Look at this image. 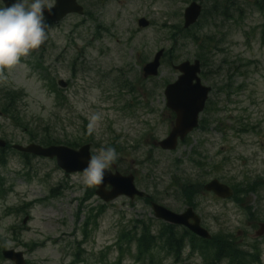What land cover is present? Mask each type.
Instances as JSON below:
<instances>
[{
    "label": "rangeland",
    "instance_id": "obj_1",
    "mask_svg": "<svg viewBox=\"0 0 264 264\" xmlns=\"http://www.w3.org/2000/svg\"><path fill=\"white\" fill-rule=\"evenodd\" d=\"M89 1L101 4V0ZM109 4L105 10L98 9L95 13L97 25L105 29L101 30L100 38H97L100 33L95 23L72 18L60 28H48L46 41L6 71L8 78L0 80V89L25 91L19 107L28 126L23 131L0 117L4 139L27 146L35 131L38 139L46 134L64 142L75 140L84 134L82 128L86 122L90 124V116L99 113L101 120L93 130L99 145L93 148L94 155L100 147H107L113 141L123 143L127 153L121 162L113 164L120 172L138 173L139 189L156 195L160 204L178 213L185 209L183 200L166 194L171 175L189 179L203 175V182L220 177L225 184L257 177L264 179V14L254 6H246L239 23L234 18L220 20L217 27L211 24L195 32L199 37H206L210 32L215 36L216 48L205 66L207 74L210 70L213 72L205 82L213 89L212 105L203 114L211 125L207 132L199 130L191 134L188 145H181L177 152L165 153L158 148L153 150L150 144L166 138L170 129L164 89L166 81H176L178 72L167 61L158 78L143 81L142 66L152 61L157 51L172 49L165 24L170 26L182 21L176 13H184L186 1L110 0ZM142 16L153 23L151 28H138L137 20ZM176 45L173 57L177 63L196 60L198 52L205 54L189 38ZM62 79L68 84L66 89L57 84ZM125 80L135 85V91L121 86ZM54 90L63 91L62 97ZM149 93L154 97L148 98ZM145 104H149L151 113ZM145 142L148 144L143 146ZM195 149L206 156L208 166L203 171L191 166V151ZM149 158L150 162L140 164L139 161ZM176 160L183 164L167 174L164 170ZM152 161L158 165L154 176L149 172L157 166ZM30 162L25 165L20 156L12 155L7 168L0 170L15 189L6 199L0 198V253L3 249L22 251L31 264H74L75 261L117 264V252H111L108 247L115 244L121 230H133L137 220L147 223L155 220L153 229L159 230L160 222L154 218L151 206L143 200L131 202L126 197L120 198L107 205L100 228L92 232L85 252L79 253L74 244L83 239L79 228L90 207L104 203L96 197L85 204L86 213L77 218L80 200L88 187L83 183L82 174L66 175L55 160L31 158ZM55 188H59L56 197L48 198ZM262 196L260 203L257 197L252 202L263 221L264 192ZM44 199L43 204L31 211L27 225L22 223L26 215L6 213L10 206ZM207 200L200 201L202 213L218 217L222 225L214 221V233L245 231L248 242L259 240L256 231L250 229L247 216L235 203L213 199L208 203ZM22 226L26 228L18 234V239L12 228ZM35 242L45 246L30 253L23 245ZM259 243L264 251V237ZM133 253L136 254L135 248ZM154 254L163 257L162 264H176L163 250L157 248ZM188 254L187 251L183 263L203 264L200 256L188 257ZM134 259L127 253L124 264H137ZM0 264L13 263L1 259Z\"/></svg>",
    "mask_w": 264,
    "mask_h": 264
},
{
    "label": "trees",
    "instance_id": "obj_2",
    "mask_svg": "<svg viewBox=\"0 0 264 264\" xmlns=\"http://www.w3.org/2000/svg\"><path fill=\"white\" fill-rule=\"evenodd\" d=\"M225 3H223L221 0H214V5H212L205 13L204 18L207 19L208 17H215L217 15L223 14L224 16H227L230 10L237 11L239 8H236L234 6L228 7ZM208 20V19H207ZM189 34V39L193 41V43L198 45V48L200 51L205 52V54H198L199 58L202 59L203 65H207L208 61L211 59V53L212 48H216L214 44H212V38L209 36L206 37H199L197 34H192L190 31H187ZM168 56H172V52L168 53ZM208 77L209 75L204 73V78ZM20 97V94L14 93V92H8L4 95V103L2 105L4 111V114L10 117L12 120L16 121L17 123H20L21 116L19 109H16L15 104L17 103V99ZM7 109V110H6ZM206 123V122H205ZM204 123V124H205ZM205 129V125H203ZM41 144L50 146L53 144H62V142H59L55 140V138H49L44 137L42 139ZM71 147H76L77 143H70L68 144ZM9 155L2 154L0 155V168H5L7 166ZM7 185V179L0 173V196L4 197L10 190L6 187ZM187 185V184H185ZM194 185L196 186H203L202 184H199V182H195ZM260 185L257 183H240L238 185L234 186V189L236 191V195L234 197V200L241 205H245L247 202V198L250 196V193H256L258 192V188ZM58 189H53L51 192V196H56V191ZM197 191V190H196ZM94 189L93 187L90 189V191L86 194L84 199L82 200L85 202L90 197L94 195ZM33 203H27L25 205H22L21 207H15L10 208V211L15 212L17 214H21L22 212H25L28 214V209H31L33 207ZM245 210L250 214L251 216L255 217V214L251 212L250 207H246ZM82 212V210L80 211ZM105 212V208H102L98 211V213L95 215L94 211L88 216L86 223V226L84 227V232L86 233V237L89 236L88 227L91 224H94L97 226L98 218L102 216V214ZM137 229L140 230V232L137 231ZM187 234L178 235V231L174 226H167V225H161L158 233H154L153 227L151 225H146L142 221H138L134 227V231L126 230L120 233V236L118 237L116 245L119 252L121 253V256L124 257L125 252L124 248L130 250L134 245L137 247L138 251V259L139 260H150V264H162V257L158 258L154 253L153 250L155 248H159L160 250H163L166 252V255L174 257L175 262L181 261L182 258V240L183 237L187 236ZM221 238V245L216 249L215 247L213 250L209 249V242H199L196 237H193L191 235L190 239H192L193 244L197 245L198 247H201L200 250L202 251V257L204 258L205 264H263L261 259V251L257 247H253V250H247L243 248L239 243L238 240H232L228 237H225L224 235L220 236ZM237 239V238H235ZM214 245V242L211 243ZM30 248L31 251H35L36 248H38V244L32 243L29 245H26ZM121 257V258H122ZM121 258L119 259V262L121 261Z\"/></svg>",
    "mask_w": 264,
    "mask_h": 264
},
{
    "label": "water",
    "instance_id": "obj_3",
    "mask_svg": "<svg viewBox=\"0 0 264 264\" xmlns=\"http://www.w3.org/2000/svg\"><path fill=\"white\" fill-rule=\"evenodd\" d=\"M6 4L10 0H5ZM187 27L196 23L197 17L201 13V7L199 5H192L187 9ZM141 25L147 26L148 24L144 21L140 22ZM164 52H159L155 57L153 63L148 64L145 69V77L156 76L159 73V67L161 64V59L163 58ZM180 70L183 75L180 76L177 83L169 85L166 88L167 103L169 108L177 114L176 127L170 134L167 140L160 143L163 149H177V141L179 136L184 139L186 135L198 126L197 121L201 111L204 109L206 100L208 98L211 89L202 86L201 79L198 78V74L201 71L200 61H196L193 65L190 62L183 63L176 67ZM6 144L0 141V146H5ZM18 151L32 153L37 156L49 157L51 159L56 158L57 164L67 173H77L83 172L86 168L91 153L89 152L90 146L81 148L80 150H72L68 147L53 146L50 148H41L36 145H30L28 148H23L21 146L15 147ZM113 186L112 191H107L106 186ZM99 187L97 195L102 197L105 201L110 202L120 196H128L131 199H135L136 196L144 197L145 195L139 192L134 184L133 176H122L119 173L111 174L109 171H105L103 183L96 185ZM207 190L217 192V194L223 198H227L233 194V192L228 188L220 184L219 181L215 180L213 183L206 187ZM155 211V215L159 219H163L169 223H174L178 225H183L185 223V216H179L172 211L170 212L163 206H158L156 204L152 205ZM197 233L203 237H209V234L200 227H192ZM263 230L259 233L262 235ZM6 258L14 259L18 264H25L22 254H17L14 251L5 252Z\"/></svg>",
    "mask_w": 264,
    "mask_h": 264
},
{
    "label": "clouds",
    "instance_id": "obj_4",
    "mask_svg": "<svg viewBox=\"0 0 264 264\" xmlns=\"http://www.w3.org/2000/svg\"><path fill=\"white\" fill-rule=\"evenodd\" d=\"M55 0H0V80L6 70L15 67L22 57L38 49L48 38L49 27L44 15L51 14ZM101 120V114L90 116L89 134ZM118 159L114 147H100L83 170L82 180L91 187L103 183L105 171Z\"/></svg>",
    "mask_w": 264,
    "mask_h": 264
},
{
    "label": "flooded vegetation",
    "instance_id": "obj_5",
    "mask_svg": "<svg viewBox=\"0 0 264 264\" xmlns=\"http://www.w3.org/2000/svg\"><path fill=\"white\" fill-rule=\"evenodd\" d=\"M78 3H80L81 6H83V8H84V10H85V15H86V17H87V18L92 17V13L89 12V9L91 8V6H92L93 3H91V2L88 3L87 0H79ZM105 3H106V4H109L108 0H105ZM56 6H57V4H56V0H55L54 8H55ZM71 16H74V15H71ZM71 16L65 18L63 21H61V22H59V23H54V22H52V21H50V20H47V19H46V20H47L46 22H47L49 25H52V26H60V24L66 22V20L69 19ZM200 216H201V218H202V222H203V221L205 222L204 217H203L202 215H200Z\"/></svg>",
    "mask_w": 264,
    "mask_h": 264
}]
</instances>
